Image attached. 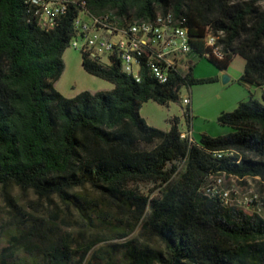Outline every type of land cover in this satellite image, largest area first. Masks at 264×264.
Wrapping results in <instances>:
<instances>
[{"label": "trees", "instance_id": "1", "mask_svg": "<svg viewBox=\"0 0 264 264\" xmlns=\"http://www.w3.org/2000/svg\"><path fill=\"white\" fill-rule=\"evenodd\" d=\"M86 3L91 13H110L121 21L166 12L184 17L192 45L188 57H205L209 26L221 33L224 52L223 59L209 61L224 71L233 57L242 58L238 82L259 88L260 99L250 93L234 110L218 114L217 123L231 132L190 141L181 138L176 119L162 131L149 126L139 109L149 100L177 101L183 86L216 78H193L187 57L185 74L172 75L168 83H157L146 69L137 83L118 63L105 68L83 55V69L113 88L66 98L54 83L63 71L76 6L43 28L24 0H0V186L31 190L40 198L57 196L75 206L88 224L124 240L101 253L120 250L128 264H264V206L260 213L229 209L203 192L219 175L224 182L238 178L245 185L252 179L264 185V0ZM86 186L109 209L158 237L165 252L130 238L131 230L116 225L95 202L84 204L73 191ZM24 215L0 250L1 264H116L92 252L97 243L73 244L70 235L45 220Z\"/></svg>", "mask_w": 264, "mask_h": 264}, {"label": "rangeland", "instance_id": "2", "mask_svg": "<svg viewBox=\"0 0 264 264\" xmlns=\"http://www.w3.org/2000/svg\"><path fill=\"white\" fill-rule=\"evenodd\" d=\"M188 59L193 64V78H216L217 80L213 83L183 86L179 91V99L170 101L167 105H160L152 100L146 101L141 105L139 115L149 126L162 131L169 130L170 121L176 119L178 129L185 132L188 124L184 116L185 106L182 104V99L190 96L194 106L191 120L193 140H198L202 134L215 137L231 132L229 127L217 123L218 114L234 110L238 102L249 98L250 93L258 100L261 95L259 88L248 89L246 85L238 82L244 68V60L235 56L227 69L221 71L206 57L190 56ZM62 61L63 71L55 81L54 87L64 97L72 98L82 91L95 93L109 91L113 88L111 83L83 69L82 54L79 50L68 46L63 53ZM223 75L230 78L226 84L222 82ZM240 181L243 180L231 178L224 182L223 175L214 176L205 190L213 187L218 191L230 190L237 197L257 196L264 205V185L252 179L247 180L245 185H241ZM143 189L147 191L149 186ZM73 193L82 197L84 204L95 202L103 209V212L110 213L109 216L115 218L116 225L124 228V231L131 230L130 238H135L142 245L165 252L164 244L158 237L141 230V223H134L126 214H121L114 208L109 209V206L100 202V195L89 186L76 189ZM253 209L254 207L250 206L245 208V211L250 213ZM23 214L41 218L50 226H54L61 234L70 235L73 244L97 243L92 252L97 253L103 260H113L116 264H128L120 250L101 253V249L107 245L123 243L124 240L117 233L104 226L88 224L75 206H66L57 196H51L49 199L40 198L31 190H22L13 185L6 188L0 186V250L9 242L15 222L16 220L21 221Z\"/></svg>", "mask_w": 264, "mask_h": 264}, {"label": "built area", "instance_id": "3", "mask_svg": "<svg viewBox=\"0 0 264 264\" xmlns=\"http://www.w3.org/2000/svg\"><path fill=\"white\" fill-rule=\"evenodd\" d=\"M29 11L43 28L55 25V19L64 14L69 5L77 8L73 22V34L69 46L77 49L85 59L98 62L105 68L118 63L122 73L141 81L142 69L159 84H166L174 74H184L187 68V57L192 50L187 24L168 23L167 12L158 19L157 24L140 28L130 23L113 24L107 16L92 14L85 7L84 0H26ZM213 37L205 28L203 44L207 49L205 57L221 60L224 54L212 50ZM185 106L184 116L187 130L181 132V138H191L190 123L192 120L191 98L182 99ZM204 194L216 197L225 208L245 210L254 207L260 213L263 202L257 196L237 197L233 192L218 191L211 187L203 190Z\"/></svg>", "mask_w": 264, "mask_h": 264}, {"label": "bare ground", "instance_id": "4", "mask_svg": "<svg viewBox=\"0 0 264 264\" xmlns=\"http://www.w3.org/2000/svg\"><path fill=\"white\" fill-rule=\"evenodd\" d=\"M26 3V0H24ZM84 5L87 7L86 0H84ZM93 14V13H92ZM163 14H157L153 19H140L138 21H121L119 18L113 17L110 13H104L101 14V16H107L113 24H126L130 23L133 26L140 27V28H147V26L152 25V24H157L158 19L162 18ZM167 17H168V23H172L174 25H182L186 23V20L184 17H175L172 12H167ZM124 20V19H123ZM208 35L213 37L212 41V50H215L217 54H224L222 50V45L219 43V37L221 36V33L219 35H215L212 31L211 28L208 26ZM135 82L138 83V78H132Z\"/></svg>", "mask_w": 264, "mask_h": 264}, {"label": "water", "instance_id": "5", "mask_svg": "<svg viewBox=\"0 0 264 264\" xmlns=\"http://www.w3.org/2000/svg\"><path fill=\"white\" fill-rule=\"evenodd\" d=\"M222 82H223V84L228 83V82H229V77L226 76V75H223V76H222Z\"/></svg>", "mask_w": 264, "mask_h": 264}, {"label": "crops", "instance_id": "6", "mask_svg": "<svg viewBox=\"0 0 264 264\" xmlns=\"http://www.w3.org/2000/svg\"><path fill=\"white\" fill-rule=\"evenodd\" d=\"M229 81H230V78H229ZM247 88L249 89V88H251L250 86H247ZM234 103H236L235 101H234ZM191 110L193 111V109H194V106L192 105V100H191ZM190 129H191V123H190ZM192 134V133H191Z\"/></svg>", "mask_w": 264, "mask_h": 264}]
</instances>
